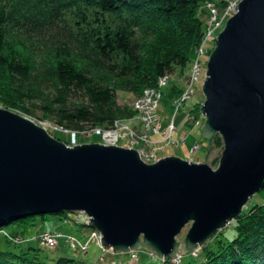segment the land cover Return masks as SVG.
Wrapping results in <instances>:
<instances>
[{
  "label": "water",
  "instance_id": "1",
  "mask_svg": "<svg viewBox=\"0 0 264 264\" xmlns=\"http://www.w3.org/2000/svg\"><path fill=\"white\" fill-rule=\"evenodd\" d=\"M203 92L202 132H219L224 144L217 167L178 153L147 161L135 146L101 140L69 144L0 104V223L84 206L114 250L172 258L205 242L264 180V0H239L227 17Z\"/></svg>",
  "mask_w": 264,
  "mask_h": 264
},
{
  "label": "trees",
  "instance_id": "2",
  "mask_svg": "<svg viewBox=\"0 0 264 264\" xmlns=\"http://www.w3.org/2000/svg\"><path fill=\"white\" fill-rule=\"evenodd\" d=\"M209 1L216 3L220 11L229 2V0H0V75L10 86L3 99L5 102H14L29 114H37L40 118L52 117L54 123L66 130L81 133L82 130L95 125L108 126L116 117L125 115L117 102L119 88L133 90L137 96L146 86L157 85L159 77L165 72L169 74L170 82L171 71L176 63L192 64L196 44L203 37L204 30L211 21L213 10ZM203 12L206 13L205 16L202 15ZM64 26L70 31L75 29L77 33L87 36L89 46L95 50L91 49L90 54L84 56L85 59L82 60L71 50L69 41L59 39L53 61L47 65L49 73L46 75L44 69L41 80H34L33 54L31 51H24L25 48L16 42H10L8 33L13 27L25 28L43 37L45 33L65 29ZM53 34L57 36V32ZM50 74L52 77H47ZM49 84L52 87L46 89ZM181 91L182 84L172 81L170 114L166 117L160 113L164 124L170 120L175 109L174 97ZM185 100L180 103L175 113V120L179 125L181 122L194 124V120H191L188 114L196 115L194 111L200 108L203 98L179 114ZM37 107L41 109V113H37ZM135 111L136 108L131 106L126 114ZM136 124L141 125V121L138 120ZM212 137L213 144H223L219 132H215ZM196 141L193 138L192 144ZM259 190L261 196L231 219L235 231H229V224L227 228H220L208 243L202 244L203 258L200 260L188 258L181 264H264V180L256 192ZM67 210L61 211L67 215ZM45 229L53 230L42 228L35 236L38 237ZM5 233L14 241H21L24 238L17 230L13 233L5 230ZM16 235H20L21 239H16ZM61 236L67 241L66 233ZM61 236L58 238L59 241ZM88 249L89 247L81 250L86 253ZM6 253L11 254V257ZM98 257L105 258L103 251ZM111 259L118 260L114 257ZM174 260L164 257L146 264H179L178 258ZM0 264L92 263L85 257L65 253L58 254L51 262L38 258L35 254L28 255L26 251L0 249Z\"/></svg>",
  "mask_w": 264,
  "mask_h": 264
},
{
  "label": "rangeland",
  "instance_id": "3",
  "mask_svg": "<svg viewBox=\"0 0 264 264\" xmlns=\"http://www.w3.org/2000/svg\"><path fill=\"white\" fill-rule=\"evenodd\" d=\"M202 15L205 16L206 13L203 12ZM64 27L65 29L61 28L59 30L53 31V33L57 32V36L53 33H45V35H42L44 38L29 32V30H25V28L17 29L13 27L11 32L8 33V40L10 42H16L19 46L25 48L24 51L28 50L31 51V53L33 54L34 80H41V76L44 75V69L46 71V75L49 73L47 65L51 64V62L53 61L54 50L55 47H57V45L59 44V39L69 41L70 43L68 44L70 45L71 50L75 52L76 56L81 57L82 60L85 59L84 56L90 54L91 49L95 50L93 47L89 46L87 36H85L84 34L77 33L75 29L70 31L68 27ZM222 27L223 24L220 27H217L215 29V34H217ZM204 41L205 43H207L208 48L206 50H203V52H207L209 55L210 50L215 44V37L214 35H209V33L204 38L202 37L201 40H199V42H197L196 44V49L194 51L195 56L198 52H200ZM208 55L206 57H208ZM190 66L193 68V65H190V62L184 63L183 65L181 63H176L174 69H172L171 81L164 85L162 91L163 96L161 97L159 104V111L163 116L167 117L170 114L172 108V95L170 94L171 82L178 81L179 84H183V77H185L187 75L186 73L189 71V69H191ZM203 70L204 74L202 73L200 81L196 84V91L193 93L191 98L186 99L182 103V107L179 110V114L182 113L184 109L189 108L191 105H194L198 99L204 98L203 81L205 78L206 67H204ZM47 77L51 78L52 74L48 75ZM47 87L48 88L46 89H49V87H52V85L49 84V86L47 85ZM9 88L10 86L8 85L6 79H4L2 75H0V104L9 106L15 110L21 111L32 116L40 123L46 125L49 130L56 136H61L64 140L67 139V143L72 144L75 142H82L87 140H101L100 131H93L92 134L87 135L82 132L78 133L74 130H66L62 127L55 126L54 119L52 117L45 116L40 118L39 116H37V114H29L23 111L22 108H20L14 102H5L3 97L7 95ZM135 99L136 93L133 90L123 88H119L117 90V102L119 104L121 112L125 113V115H120L118 117L122 118L125 122L128 121L132 128L135 127L139 129V126L136 124V122L140 120L138 110L136 109L137 111L132 114H126L130 110V107L133 106ZM174 102L175 101H173V103ZM194 112H196V116L200 118V122L196 125L190 122H181L180 125L178 124L176 129L173 131L176 132L175 135L172 133V140H177L176 142L168 141L167 143L166 140H155V143L157 145V157L155 159L164 154L178 153L192 160L208 161L213 166H216L218 164L223 149V144H213V137H208L203 134L201 125L204 123L205 116L200 110V108L196 109ZM37 113H41V109L39 107H37ZM184 135L189 136L182 141L181 139ZM130 137L132 138L131 135ZM191 137L197 140L199 144L198 147L192 148L193 144L191 141H189ZM127 141L128 143H131L130 140L127 139ZM260 194V190L254 194H251V196H249L248 198V201L244 204L243 208L247 207L255 199L259 198L261 196ZM78 212L79 210L77 209V211L67 210V215L64 214L63 211L34 213L17 217L7 222H3L0 224V249L11 250L15 252L26 251V254L28 255L35 254L38 258L47 259L51 262L54 261L55 257L60 253L75 255L80 258L85 257V259L91 262L92 264H146L148 262L158 261L162 258L155 251L149 250L146 247H137L132 248L130 250H114L112 247H108L107 250H102L103 246L101 245L99 240H97L91 235L92 226L85 223L86 217L88 218V214L85 212L81 216V221L78 222L76 221L78 219ZM228 224L229 231H235V227L231 225L233 224L231 220L220 228H227L226 226ZM189 226L190 222L184 224V226L180 230V233L178 234V238H181L186 233ZM42 228H51L54 231L61 230L63 233L66 234L70 233L76 237L74 239L75 243H73L72 241L70 242V240L68 239L66 242L64 240V237L61 236L60 244L58 245V247L41 245L38 237H36L35 235ZM5 230L12 233L17 230V232L22 233L24 235V238L21 241H14V239L10 238L8 234L5 233ZM83 239L89 243V249L86 253L79 249L81 248L80 246L77 247V244L80 241L82 244L79 245H83V243H86L85 241H83ZM97 242H99L100 245H98L99 243L97 244ZM208 242L209 240L206 243ZM201 247L202 245L196 248V250L194 249L193 251H187L183 255H180L178 257V260L177 258H175V260H177L179 264H181L182 262H184V260L188 258L200 260L204 257V253L202 251L203 248ZM102 251L105 255V258L99 259L98 254ZM132 251H135L137 257H132ZM8 253H6L7 256L11 257V254L8 255ZM112 257H114L115 259L117 258L118 260H112ZM171 259L174 260V257Z\"/></svg>",
  "mask_w": 264,
  "mask_h": 264
},
{
  "label": "built area",
  "instance_id": "4",
  "mask_svg": "<svg viewBox=\"0 0 264 264\" xmlns=\"http://www.w3.org/2000/svg\"><path fill=\"white\" fill-rule=\"evenodd\" d=\"M238 1L239 0H229L227 6L223 8L222 11H220L218 7L214 8L215 3L213 1H209V3L212 4L213 13L211 15V21L208 23L206 29L204 30L203 38L208 33L209 35L215 34V29L223 24L225 17L235 11V9L237 8ZM207 48V43H205L204 41L200 52H198L196 56L204 57L207 59L206 56L208 55V53L203 52V50H206ZM193 69L194 65L193 68L191 67V69H189L188 75H192ZM199 72L204 74V70ZM168 80L169 74L165 72L159 77L157 85L146 86L143 92L136 96L133 106L138 110V114L140 116L141 125H138L139 129L135 127L132 128L128 121L125 122L122 118L116 117L114 121L108 126L95 125L91 128L82 130V133L92 134L93 131H100V138L103 139L105 142H119L121 144L136 146L141 151L143 158L155 159L157 157V145L155 143V140L159 139L149 138L147 141H144L142 145L137 144L138 139L141 136L146 137L147 133H149V129H152L154 132H163L167 143L170 138V141H172V132L178 126L176 120L174 119V116L180 103L184 99H186L187 96L184 93V89L181 94L174 97L173 101H175V109L173 111V114L171 115L170 120L166 124H164L158 106L162 97V86L166 84ZM186 92L193 94L195 92V86L190 85L188 91ZM188 116H190L191 118L196 117V115L192 113H189ZM198 119L199 118H196L194 122H197ZM54 125L57 127H61L56 123ZM130 135L132 136V138L130 137ZM127 139L130 140L131 143H128ZM15 238L21 239V236L16 235ZM58 238V231H53L49 229L43 230L38 235L40 244L45 246H57L59 243ZM71 238L75 239L76 237L72 236ZM72 242L75 243L74 240H72ZM86 244L87 243H85V246Z\"/></svg>",
  "mask_w": 264,
  "mask_h": 264
},
{
  "label": "bare ground",
  "instance_id": "5",
  "mask_svg": "<svg viewBox=\"0 0 264 264\" xmlns=\"http://www.w3.org/2000/svg\"><path fill=\"white\" fill-rule=\"evenodd\" d=\"M211 7H212V4H211ZM217 6H216V3L214 4V8H216ZM237 7H238V4H237ZM234 12V11H233ZM232 12V13H233ZM230 14H228L226 17H225V19H224V21H223V26H224V24H225V21H226V19H227V17L229 16ZM219 33V32H218ZM218 33L217 34H214V37H216L217 35H218ZM208 58V57H207ZM192 64L194 65V69H193V73H192V75H186L185 77H183V84H182V91L184 90V93H185V95H187L186 96V99H189V98H191L192 97V95L193 94H190V93H187L186 91H188V88L190 87V85H194V86H196V84H197V82H199L200 81V79H201V75H202V73H200L199 71H203V68L204 67H206V69H207V59L206 58H204V57H197V56H195L194 55V57H193V61H192ZM205 74H206V72H205ZM186 87V88H185ZM182 91L180 92V93H182ZM179 93V94H180ZM178 94V95H179ZM190 94V95H189ZM200 110H201V108H200ZM161 113V112H160ZM203 113V112H202ZM204 114V113H203ZM204 116H205V114H204ZM161 117H162V115H161ZM175 117L176 116H174V119H175ZM196 118H199L198 116H196V117H192L191 118V120H195ZM162 121H163V118H162ZM200 122V118L197 120V122H194V124H197V123H199ZM163 123H164V121H163ZM175 130V129H174ZM173 130V131H174ZM75 131V130H74ZM173 133V132H172ZM87 135H90V134H87ZM213 136V135H212ZM211 136V137H212ZM149 138H158L159 140H166V138L164 137V134H163V132H154L152 129H149V133H147V136L146 137H144V136H141L139 139H138V142H137V144L138 145H142L143 144V142L144 141H147ZM187 137H186V135H184L183 137H182V141L183 140H185ZM171 139V138H170ZM170 139L168 140V141H170ZM158 140V141H159ZM101 141H104L103 139H101ZM177 140H172L171 142H176ZM180 141V140H179ZM178 141V142H179ZM107 143H110V142H107ZM112 143H119V142H112ZM119 144H121V143H119ZM123 145H125V144H123ZM198 142L196 141V142H194L193 143V147L192 148H195V147H198ZM136 147V146H135ZM223 147H224V145H223ZM136 148H138V147H136ZM139 150V149H138ZM223 150V149H222ZM139 153H140V155H141V157L143 158V155L141 154V151L139 150ZM222 153V152H221ZM221 156V155H220ZM143 159H145V160H147V161H152V159H146V158H143ZM192 160V159H191ZM218 165V164H217ZM217 165L216 166H214V167H217ZM257 191V190H256ZM256 191H254V192H251L248 196H247V198L245 199V201H244V203H243V205H242V208H243V206H244V204L248 201V198H249V196H251V194H254ZM65 209H68V210H76V209H78L79 210V212L77 213V217H78V219H77V221H80L81 220V216L86 212L87 214H88V218L86 217V222H88V224L90 225V226H92V227H95L94 229L92 228V231H91V235L93 236V237H95L97 240H99V242L101 243V245L103 246V248H105V250H107L108 249V247H112L113 248V246L112 245H108V244H105V243H103V241H102V230H101V228H99L98 226H96V225H94V224H92V221L90 220V212L88 211V209L86 208V207H84V206H77V207H75L74 209H71V208H68V207H66ZM63 210V209H62ZM242 210V209H241ZM241 212V211H240ZM188 222H190V225H191V222H192V218H189L184 224H186V223H188ZM184 224L182 225V227L184 226ZM182 227H181V229H182ZM190 227V226H189ZM97 228V229H96ZM180 229V230H181ZM189 229V228H188ZM220 229H218L211 237H209V238H207V240L204 242V241H202V242H198V244L193 248V249H189L188 251H193L194 249L196 250V248H198V247H200L202 244H205L208 240H210L211 238H213L217 233H218V231H219ZM188 231V230H187ZM187 231H186V233H187ZM180 233V231H178L177 233H176V236L178 237V234ZM185 233V234H186ZM63 233L62 232H60V231H58V236H61ZM184 234V235H185ZM67 235V239L68 240H70V242L72 241V240H74L73 238H71L72 236H74V235H72V234H70V233H67L66 234ZM183 235V236H184ZM182 236V237H183ZM84 241V240H83ZM87 244H86V246H85V244L83 243V245H79V244H82L81 243V241L77 244V247L78 246H80L81 247V249L82 250H86L88 247H89V243L87 242V241H85ZM182 244V243H181ZM107 246V247H106ZM132 248H137V247H131L130 249H132ZM114 249V248H113ZM130 249H128V250H130ZM119 250V249H118ZM156 252V251H155ZM187 252V251H186ZM157 254H158V252H156ZM177 254L174 256V259L175 258H178L180 255H183L185 252H180V251H177L176 252ZM132 255L133 256H135L136 255V253L135 252H132ZM159 255V254H158ZM102 257V256H101ZM162 257V256H161ZM103 258V257H102ZM162 258H164V257H162ZM173 258V257H172Z\"/></svg>",
  "mask_w": 264,
  "mask_h": 264
},
{
  "label": "crops",
  "instance_id": "6",
  "mask_svg": "<svg viewBox=\"0 0 264 264\" xmlns=\"http://www.w3.org/2000/svg\"><path fill=\"white\" fill-rule=\"evenodd\" d=\"M164 118H165L164 120L166 121V117H164ZM175 133H176V132H173L174 135H175ZM189 141L192 142V141H193V137H191ZM29 237H30V236H29ZM64 240L66 241V239H64ZM66 242H67V241H66ZM98 243H99V242H97V244H98ZM59 244H60V241H59L58 245H59ZM68 245H69V244H68ZM98 245H100V243H99ZM79 249H80V248H79ZM80 250H81V249H80Z\"/></svg>",
  "mask_w": 264,
  "mask_h": 264
}]
</instances>
